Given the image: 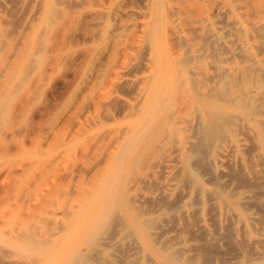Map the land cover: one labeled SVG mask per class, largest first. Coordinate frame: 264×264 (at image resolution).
Masks as SVG:
<instances>
[{
	"label": "bare ground",
	"instance_id": "obj_1",
	"mask_svg": "<svg viewBox=\"0 0 264 264\" xmlns=\"http://www.w3.org/2000/svg\"><path fill=\"white\" fill-rule=\"evenodd\" d=\"M236 1L144 0L148 73L131 71L144 75V89L114 121L123 125L113 124L112 143L105 138V179L59 192L57 213L23 220L30 231L16 223L0 257L12 245L16 264H103L133 238L124 264L261 263L253 251L264 248V0H255V19ZM220 2L233 19L228 35Z\"/></svg>",
	"mask_w": 264,
	"mask_h": 264
},
{
	"label": "rangeland",
	"instance_id": "obj_2",
	"mask_svg": "<svg viewBox=\"0 0 264 264\" xmlns=\"http://www.w3.org/2000/svg\"><path fill=\"white\" fill-rule=\"evenodd\" d=\"M220 3L218 27L226 33L233 19L229 6ZM234 5L249 19L258 16L255 0ZM143 9L144 0H0V246L18 224L26 225L23 220L57 213L59 192L76 193L105 179L100 165L107 136L123 125L114 121L126 119V101L133 96L139 101L145 81L138 75L148 73ZM125 49L133 53L127 56ZM122 242L113 253L118 258L103 264H124L133 257L134 239ZM8 248L0 264L19 260V251Z\"/></svg>",
	"mask_w": 264,
	"mask_h": 264
}]
</instances>
